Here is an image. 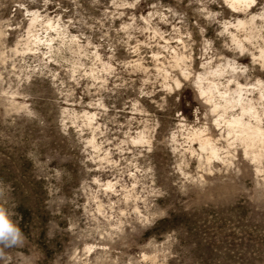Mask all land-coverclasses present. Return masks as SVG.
<instances>
[{
	"label": "rangeland",
	"instance_id": "1",
	"mask_svg": "<svg viewBox=\"0 0 264 264\" xmlns=\"http://www.w3.org/2000/svg\"><path fill=\"white\" fill-rule=\"evenodd\" d=\"M0 205V264H264V2L0 0Z\"/></svg>",
	"mask_w": 264,
	"mask_h": 264
},
{
	"label": "clouds",
	"instance_id": "2",
	"mask_svg": "<svg viewBox=\"0 0 264 264\" xmlns=\"http://www.w3.org/2000/svg\"><path fill=\"white\" fill-rule=\"evenodd\" d=\"M26 238L9 210L0 205V252L4 249L22 246Z\"/></svg>",
	"mask_w": 264,
	"mask_h": 264
},
{
	"label": "bare ground",
	"instance_id": "3",
	"mask_svg": "<svg viewBox=\"0 0 264 264\" xmlns=\"http://www.w3.org/2000/svg\"><path fill=\"white\" fill-rule=\"evenodd\" d=\"M231 1L234 2V3H236V2L238 3L241 0H231ZM230 125L232 127H240V128H242L244 130L243 122L240 119H235ZM227 127H228L227 130H228L229 129V121L227 122ZM208 147H209L210 156L216 157L217 156V151H216V148L215 147L211 146L208 142L205 143L204 145H202V149H208Z\"/></svg>",
	"mask_w": 264,
	"mask_h": 264
},
{
	"label": "snow or ice",
	"instance_id": "4",
	"mask_svg": "<svg viewBox=\"0 0 264 264\" xmlns=\"http://www.w3.org/2000/svg\"><path fill=\"white\" fill-rule=\"evenodd\" d=\"M264 2V0H262ZM249 3H255V0H249Z\"/></svg>",
	"mask_w": 264,
	"mask_h": 264
}]
</instances>
